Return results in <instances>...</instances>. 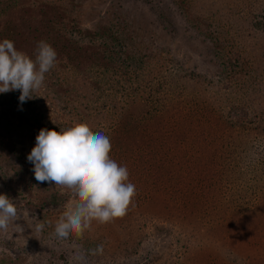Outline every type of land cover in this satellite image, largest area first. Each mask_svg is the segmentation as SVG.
I'll return each mask as SVG.
<instances>
[{"label":"rangeland","instance_id":"rangeland-1","mask_svg":"<svg viewBox=\"0 0 264 264\" xmlns=\"http://www.w3.org/2000/svg\"><path fill=\"white\" fill-rule=\"evenodd\" d=\"M5 38L57 60L33 98L0 94V194L23 215L0 232V264H76L73 243L88 264H264V0H0ZM80 123L109 136L137 190L126 215L60 242L71 194L27 156L41 129Z\"/></svg>","mask_w":264,"mask_h":264},{"label":"clouds","instance_id":"clouds-1","mask_svg":"<svg viewBox=\"0 0 264 264\" xmlns=\"http://www.w3.org/2000/svg\"><path fill=\"white\" fill-rule=\"evenodd\" d=\"M57 53L46 41L36 44L34 56L18 50L13 41L0 40V94L19 90V101L33 98L45 82L46 74L56 65ZM112 150L108 135L92 131L85 123L60 128V131L41 129L35 146L27 156L37 182L54 183L60 193L71 194V201L57 220L51 236L67 241L73 234L80 237L92 222L110 223L126 215L136 195V186L129 180L127 166L110 156ZM14 200L0 194V232L6 233L21 218ZM29 217V213H27ZM35 231L41 232L45 223L35 217ZM73 259L76 264H88L81 245ZM104 245L88 250L92 256L102 255Z\"/></svg>","mask_w":264,"mask_h":264},{"label":"trees","instance_id":"trees-1","mask_svg":"<svg viewBox=\"0 0 264 264\" xmlns=\"http://www.w3.org/2000/svg\"><path fill=\"white\" fill-rule=\"evenodd\" d=\"M120 46V45H119ZM121 47V46H120ZM123 48V47H122ZM123 50H129V49H123ZM130 53H131V50H129V54H125L124 56H125V58H127L128 56L131 58V60H135L136 62H140L143 58H141V56L138 58V57H133L132 56V54L130 55ZM135 58V59H134ZM141 58V59H140ZM253 59V58H252ZM142 62V61H141ZM229 64V63H228ZM227 64V65H228ZM238 64V63H237ZM239 65V64H238ZM238 68H236V70H237ZM242 73H243V71H242ZM244 74V73H243ZM253 81V87L255 88V86H256V84H255V82H254V80H252ZM149 84V83H148ZM147 84H145V86H146ZM145 89H144V91H143V93H141L140 94V98H141V96L142 97H146V99H145V101L147 102V100H148V98H149V93H150V91L152 90L151 89V85H147L146 87H144ZM146 88H147V91H146ZM137 89V88H136ZM142 89V88H141ZM139 90V89H138ZM137 91V90H136ZM135 92V91H134ZM154 92H156V91H154ZM20 92H19V90H16V91H12V96H11V100L14 102V103H16V102H20L19 101V96H20ZM173 94H174V96H172V98L174 99L173 100V102L171 103L172 104V106H173V108H178V109H184V108H188L189 109V105H188V102L185 100V98L181 95V92L179 91V90H173ZM96 96H98V94H95ZM162 99H163V97H162ZM250 100V99H249ZM248 100V101H249ZM165 102V101H164ZM145 103L143 102L142 104H140V105H144ZM186 105H187V107H186ZM258 106L260 107H262V108H264V103H260V104H258ZM13 107V106H12ZM181 110V111H182ZM190 112H191V110H190ZM165 113V112H164ZM183 113V112H182ZM166 114V113H165ZM152 116V115H151ZM153 119H155V121L157 122V123H163L162 124V126H164L165 124H166V120H165V118L163 117V118H161V116H157V117H154V115H153ZM166 126V125H165ZM161 131V133H162V135H163V131L162 130H160ZM161 168L162 167H160L159 168V170H158V185H159V188H158V190L160 191L159 192V195L160 196H163V195H161V194H165V193H167V183H168V181H167V178H165V175H164V173H162L163 172V170H161ZM137 190V189H136ZM164 190H165V192H164ZM53 198V199H52ZM51 201H50V205H52V206H56V205H58L59 203V201L58 200H60V198L59 197H57V194H53L52 195V197H51Z\"/></svg>","mask_w":264,"mask_h":264}]
</instances>
